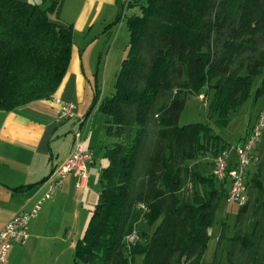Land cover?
<instances>
[{"label": "trees", "instance_id": "trees-1", "mask_svg": "<svg viewBox=\"0 0 264 264\" xmlns=\"http://www.w3.org/2000/svg\"><path fill=\"white\" fill-rule=\"evenodd\" d=\"M126 24L114 91L98 106L112 137L103 143L108 161L73 264H130L136 253L144 264H200L215 210L221 199L227 204L228 181L214 174V158L232 145L209 123L178 118L191 93L217 123L247 100L254 77L264 73V0H146ZM72 44V24L52 20L49 7L0 0V108L51 98ZM205 154L212 157L207 174L194 166ZM258 156L244 175L245 202H234L225 264H264V146ZM235 160L227 156V168Z\"/></svg>", "mask_w": 264, "mask_h": 264}, {"label": "crops", "instance_id": "crops-1", "mask_svg": "<svg viewBox=\"0 0 264 264\" xmlns=\"http://www.w3.org/2000/svg\"><path fill=\"white\" fill-rule=\"evenodd\" d=\"M27 1L49 7L52 20L72 24L73 44L67 70L53 95L70 100L75 106L74 115L61 120L57 119L58 104L52 97L11 110L0 108V228L15 212L30 210L40 201L39 209L28 219L27 239L11 244L2 264H73L76 241L98 200L101 169L108 161L103 143L110 140L102 118L96 120L92 110L99 109L100 100L106 96L99 84H115L121 54L126 49V45H119L126 44L129 37L127 24H119L112 35L113 26L119 16H128L129 8L134 12L131 5L137 0ZM94 40L98 47L91 48ZM102 44L106 45L105 50ZM97 52L105 54L103 61L100 57L96 60ZM95 88L98 99L94 103ZM87 112L88 116L93 112V116L83 129V145L91 152L92 160L82 184L77 186V175L69 172L52 196L42 199L53 166L71 150L75 122L82 128L88 116L79 119ZM228 159L230 164L234 162V151H229Z\"/></svg>", "mask_w": 264, "mask_h": 264}, {"label": "rangeland", "instance_id": "rangeland-1", "mask_svg": "<svg viewBox=\"0 0 264 264\" xmlns=\"http://www.w3.org/2000/svg\"><path fill=\"white\" fill-rule=\"evenodd\" d=\"M138 2L136 4L131 5L134 6V12L140 11V3L144 4L146 0H137ZM129 8V7H128ZM128 15L133 13V10L131 8L128 9ZM126 16H119L118 21L115 22L116 25L113 26L112 35L116 31L117 26L119 24L123 23L124 26H126ZM129 37L126 40V44L122 43L119 45L120 47H123L122 45H126L127 48V42ZM122 40L120 39V42ZM98 42L92 41L90 42V47H98ZM108 45V43H107ZM101 47H105L103 50L106 49V45ZM125 51L121 54V59L125 56ZM104 53H96V60L98 57H100V60L103 61L104 59ZM121 61V60H120ZM120 63V62H119ZM120 65V64H119ZM262 78H264V73L260 72L258 73L254 79L253 84L251 87L250 95L247 98L245 102H243L237 109H235L229 119L226 120L224 123H217L214 121V117L211 114H207V108L205 101L198 95V94H188L185 97L184 105L180 111L178 122L179 124H187L191 122H202V123H209L213 126L214 130L219 133L221 138L227 145H235L236 143L240 142L241 139L246 134L247 130L250 128L252 122L255 119L256 113H258L262 101H264V96L259 95L257 99L255 96V90L256 88L261 84ZM115 81V80H114ZM100 90L102 89V93L104 95H110L111 92L114 90V82H112L109 85L102 86L99 84ZM104 89V90H103ZM91 99V98H90ZM92 100H90L91 102ZM90 102L89 105L90 106ZM87 106V108H88ZM94 113L96 112V120L97 118H102V122H104V115L103 113L96 107L92 110ZM88 116V118L85 120L82 125V128L80 130L83 132V129L85 128L87 123H89V119L93 116L92 113ZM104 124V123H103ZM75 128L73 131L79 129V123L78 121L75 122ZM67 135L70 136L71 132H67ZM112 137H107V139H110ZM98 146H100L98 144ZM264 146V132H262V135L253 148V152L256 154H259L260 149ZM97 147V145L95 146ZM207 159H205L204 157ZM208 160L212 161V157L210 155H202L200 158L196 160L195 168L199 169L202 173H209L212 168V164L208 162ZM253 167V166H252ZM228 181V180H227ZM217 185V183H215ZM247 195V194H246ZM238 204L234 202H227L225 203L224 199H221L216 210L214 213V221L211 227L209 228L210 232V239L208 242L207 249L205 250V253L201 259L200 264H225L227 260V251L231 246V236L234 233L235 228V222H236V215L238 210ZM224 221V223H223ZM157 223V222H156ZM155 223V224H156ZM242 227L245 228V224H242ZM223 233V236L221 237L219 243L217 242V238L220 236V234ZM135 234H131L129 236L130 239L135 238ZM264 245V235H262L260 246ZM217 252V259L216 261H213L214 252ZM239 256H242V254H238ZM144 256L142 253H136L132 259H130V264H144ZM215 260V259H214ZM214 262V263H213Z\"/></svg>", "mask_w": 264, "mask_h": 264}, {"label": "built area", "instance_id": "built-area-1", "mask_svg": "<svg viewBox=\"0 0 264 264\" xmlns=\"http://www.w3.org/2000/svg\"><path fill=\"white\" fill-rule=\"evenodd\" d=\"M52 100L58 104V120L74 115L75 105L72 101L62 100L55 95H52ZM262 132H264V102H262L261 109L243 139L215 156L214 174L219 179L226 178L228 180L227 202H237L239 204L245 202L247 196L243 189L244 175L248 166L259 160V156L253 152V148L259 141ZM83 138L84 134L80 129L74 132L71 150L64 160L53 166L47 179L48 188L42 199L51 197L55 188L62 183L69 172L77 175V186L82 184L83 178L86 176L87 164L92 160L91 152L85 149L83 145ZM229 149L235 151L236 160L232 167L227 168ZM39 206L40 201L30 210H18L0 228V264H2L11 244L23 243L27 239L28 219L36 213Z\"/></svg>", "mask_w": 264, "mask_h": 264}]
</instances>
